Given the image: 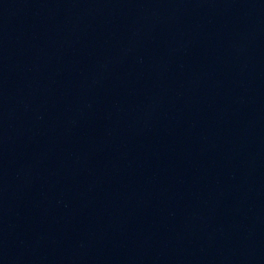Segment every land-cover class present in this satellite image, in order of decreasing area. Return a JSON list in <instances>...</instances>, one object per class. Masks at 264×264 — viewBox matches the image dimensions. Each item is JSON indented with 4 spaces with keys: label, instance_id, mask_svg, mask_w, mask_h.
<instances>
[{
    "label": "water",
    "instance_id": "obj_1",
    "mask_svg": "<svg viewBox=\"0 0 264 264\" xmlns=\"http://www.w3.org/2000/svg\"><path fill=\"white\" fill-rule=\"evenodd\" d=\"M0 264H264V0H0Z\"/></svg>",
    "mask_w": 264,
    "mask_h": 264
}]
</instances>
